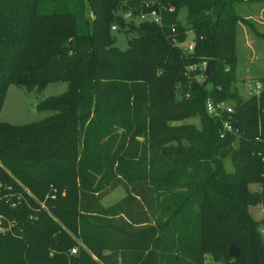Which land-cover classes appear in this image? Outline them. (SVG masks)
Returning <instances> with one entry per match:
<instances>
[{
	"label": "trees",
	"instance_id": "1",
	"mask_svg": "<svg viewBox=\"0 0 264 264\" xmlns=\"http://www.w3.org/2000/svg\"><path fill=\"white\" fill-rule=\"evenodd\" d=\"M239 3L0 0V111L12 84H69L40 101L51 116L0 119V264H264L247 210L264 209V84L249 98L235 84L247 22ZM152 8L163 27L120 14ZM113 25L133 32L127 50L115 46ZM189 33L195 49L185 53L175 42ZM202 61L209 71L198 79L190 65ZM208 98L232 106L235 133L223 134ZM249 168L257 190L247 188ZM121 185L126 197L104 205Z\"/></svg>",
	"mask_w": 264,
	"mask_h": 264
},
{
	"label": "rangeland",
	"instance_id": "2",
	"mask_svg": "<svg viewBox=\"0 0 264 264\" xmlns=\"http://www.w3.org/2000/svg\"><path fill=\"white\" fill-rule=\"evenodd\" d=\"M237 8L247 19V22L238 24L235 44L236 57L238 60L235 72V84L239 88L240 95L244 97L256 84L259 83L262 88L264 84V2L262 0L243 1V3L237 5ZM120 14L126 23L131 21L126 17L127 13L120 12ZM179 20L182 24H187V13L185 9L180 11ZM133 21L137 23L136 19ZM111 34L115 38L114 44L118 49L127 50L129 48L128 39L133 32H129L126 27L119 25L117 30L111 31ZM190 37H192V33H189L188 39H190ZM249 42L254 44V49H256L255 52L250 49ZM126 69L131 73L132 78L136 77V66L134 64L129 65ZM117 78H120V76H117ZM68 88L69 84L67 82L53 80L48 81L46 87L42 90L38 88L29 90L25 87L12 84L6 91L0 111V119L12 125L36 123L52 115L50 110H43L41 108L40 101L48 96L63 94ZM187 119H185L184 122H190L200 126L198 119ZM180 123L181 122L174 121L170 127H177L176 125ZM139 139H141V137H139ZM223 165L227 171L234 170V162L230 155L224 158ZM252 175L251 169H247V175L245 176V179H247V188L250 190H257L260 187V183L253 180L251 178ZM125 197L126 191L124 187L122 185L117 186L103 196L102 203L104 205H109L119 202ZM247 210L253 220L258 224L255 226L254 231L264 238V209L261 206H252L248 207ZM74 248H76L77 251L79 250V247ZM210 263V261H206L205 264Z\"/></svg>",
	"mask_w": 264,
	"mask_h": 264
},
{
	"label": "built area",
	"instance_id": "3",
	"mask_svg": "<svg viewBox=\"0 0 264 264\" xmlns=\"http://www.w3.org/2000/svg\"><path fill=\"white\" fill-rule=\"evenodd\" d=\"M243 1H249V0H243ZM126 17L129 18L130 20L136 19L137 22H152L160 27H163V19H162V14L159 9L152 8L147 12H142L138 14H133V12H128L126 14ZM112 30H117V26L113 25ZM172 31H175V28H172ZM176 45H178L180 48H182L183 52L188 53L192 52L195 49V40H194V35L192 34V37L190 39H186L184 41L180 42H175ZM208 62L202 61L197 64H192L190 65V69L192 70H198L200 71L199 75L197 76L198 79L204 78L206 74V67H207ZM262 87L258 84L255 85V87L250 89V92L245 94L244 98H249L254 95H259L261 92ZM189 95V94H188ZM207 110L208 113L216 119H219L223 123V134L225 132H232L235 133L236 129L233 125L232 121V112L233 108L231 105L225 104L224 102H218L216 103L212 98H208L207 100ZM225 114H227V118H225ZM264 160V157L262 158ZM3 228L0 226V230ZM71 252L73 254L77 253L76 248H72Z\"/></svg>",
	"mask_w": 264,
	"mask_h": 264
},
{
	"label": "water",
	"instance_id": "4",
	"mask_svg": "<svg viewBox=\"0 0 264 264\" xmlns=\"http://www.w3.org/2000/svg\"><path fill=\"white\" fill-rule=\"evenodd\" d=\"M71 43H73V41H71ZM209 66H210V63L208 62L207 67H206V74H208ZM240 251H241V248L239 246L231 245L229 247V255L233 259H238L240 257Z\"/></svg>",
	"mask_w": 264,
	"mask_h": 264
},
{
	"label": "crops",
	"instance_id": "5",
	"mask_svg": "<svg viewBox=\"0 0 264 264\" xmlns=\"http://www.w3.org/2000/svg\"><path fill=\"white\" fill-rule=\"evenodd\" d=\"M249 46H250V49H252V50H253V52H255V51H256V49H254V44H253L252 42H249Z\"/></svg>",
	"mask_w": 264,
	"mask_h": 264
}]
</instances>
